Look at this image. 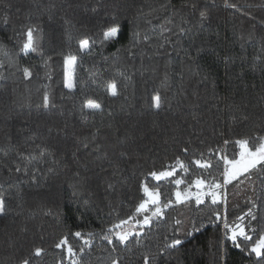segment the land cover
<instances>
[{
    "label": "trees",
    "instance_id": "1",
    "mask_svg": "<svg viewBox=\"0 0 264 264\" xmlns=\"http://www.w3.org/2000/svg\"><path fill=\"white\" fill-rule=\"evenodd\" d=\"M30 27L36 51H23ZM110 27L118 33L104 40ZM88 99L101 108L84 107ZM256 136L264 0H0V264H264L250 251L264 236V166L226 185L222 175L221 157L238 158L234 141ZM197 179L221 184L226 199L176 202ZM145 185L171 205L140 235L109 244L112 225L139 215ZM237 225L251 239L233 240ZM65 236L76 257L55 247Z\"/></svg>",
    "mask_w": 264,
    "mask_h": 264
},
{
    "label": "snow or ice",
    "instance_id": "2",
    "mask_svg": "<svg viewBox=\"0 0 264 264\" xmlns=\"http://www.w3.org/2000/svg\"><path fill=\"white\" fill-rule=\"evenodd\" d=\"M234 7V5H233ZM201 17L204 18V13H201ZM118 33L117 27H110L106 31L103 32L104 40H109L113 37H115ZM27 41L23 45V51H36V48L33 46V28L30 27L27 29L26 32ZM89 45L88 39H82L79 41V47L81 49H86ZM76 57L74 55H69L65 57V65H66V74H65V86L67 88H73L74 82L72 79V69L75 65ZM24 75L25 77H29L31 75V72L28 68L24 69ZM106 88L110 95L116 96L117 95V85L114 81L109 82L106 85ZM154 107L159 109L161 107V99L159 96H154L152 98ZM50 103V97L47 92L44 93L43 96V105L45 107L49 106ZM84 107L88 109L93 110H99L101 108V105L96 102L95 100L88 99ZM252 141H255L252 143ZM225 145L229 143L228 140L224 141ZM235 145L239 147V158H233L229 159L227 155H224L221 157L224 164L223 169V177H224V184L230 183L232 180L236 179L238 176L248 173L250 170L255 169L258 165L264 166V136H256L253 138H240L234 141ZM251 145V146H250ZM86 146V145H85ZM184 151H187V149H184ZM43 155V153L41 154ZM195 164L199 165L200 167L207 168L210 167L208 163H202L200 160L194 161ZM177 164L180 168H185V165L177 160ZM186 170V168H185ZM17 172L20 171V168L16 169ZM175 169L173 168L172 171H161L159 173L153 171L150 173L151 176H153L156 180H161L162 178L170 177L174 174ZM183 183L182 180H176L175 184L180 185ZM195 187L198 189L196 193H192L191 191H185L184 193H181L180 191H177L175 193L176 202H183L185 200L191 199L193 196L195 197L196 203L203 204L204 203V197H211V203L216 204L219 200V195L217 191H214L213 189H220L222 187L219 183H213L210 185H207L208 191H204L205 188V181L202 179H197L194 181ZM143 191L147 197V199L142 200L141 203L136 207L135 212L136 214L146 213L149 210H151V216L144 215L142 220H135V216H129L127 219L120 220L117 224L112 225L111 228L108 229L107 233L103 236V239L107 240L109 244L113 243V235H115V238L117 241H119L121 244L126 243L129 240V237L132 235H140L139 232H130L124 230V226L129 224L130 222L135 220V224L138 225L140 228H143L145 226H148L151 224L153 217H162L163 216V208H167L171 205V201H169L167 204H164L163 207L160 206V200H159V193L153 192L148 189V187L145 185L143 186ZM152 205L151 209L149 206ZM5 212V200L3 195H0V215L4 214ZM219 215L218 213L216 214ZM179 223V221H177ZM228 227V225H225ZM119 230V231H117ZM237 234L240 236H243L245 240L251 239L248 235H246L245 230L240 225L236 226V229L232 230V239L235 240ZM76 237H80L81 233L76 232L74 233ZM92 234L89 233V236ZM179 240H173L171 245H168L169 247H174L175 245L179 244ZM91 241L90 240H84L85 246H90ZM239 246V245H237ZM57 249L65 248L67 251V254L69 257H76L77 253L74 251V249L69 245L68 238L62 237L59 242L55 245ZM44 249L40 247H36L33 250V255L35 257H40L44 253ZM79 251L82 253L84 252V247H81ZM252 253H255L257 257L264 256V236H261L255 244L252 246L251 250ZM149 257H144V264H148ZM20 264H30L29 258H24L20 261ZM59 264H63V260L59 261ZM71 264H80L79 259H73ZM112 264H118V261L113 260Z\"/></svg>",
    "mask_w": 264,
    "mask_h": 264
},
{
    "label": "rangeland",
    "instance_id": "3",
    "mask_svg": "<svg viewBox=\"0 0 264 264\" xmlns=\"http://www.w3.org/2000/svg\"><path fill=\"white\" fill-rule=\"evenodd\" d=\"M238 158H239V156H238ZM237 158V159H238ZM239 177V176H238ZM237 177V178H238ZM233 181V180H232ZM207 185H210L209 183H206L205 182V188L203 189L204 191H208V187H207ZM149 189V188H148ZM150 191H153V190H151V189H149ZM214 191H217L218 192V195H219V200H225L226 199V195H227V191H225L224 189H223V187H221L220 189H213ZM198 191V189L196 188L195 189V191L193 192V193H196ZM153 192H155V191H153ZM206 197H204V199H205ZM147 199V198H146ZM160 200V199H159ZM152 207H154V206H152V205H150L149 206V208L151 209ZM144 215H149V216H151V210H149L148 212H146V213H141V214H139L136 218H135V220H142L143 219V217H144ZM135 220L134 221H132V222H130L129 224H127V225H125L124 226V230H126V231H130V232H139V230L141 229L138 225H136L135 224ZM117 231H119V230H117Z\"/></svg>",
    "mask_w": 264,
    "mask_h": 264
}]
</instances>
